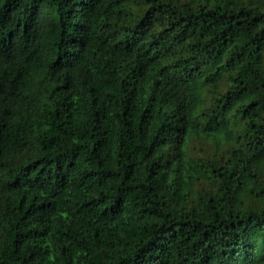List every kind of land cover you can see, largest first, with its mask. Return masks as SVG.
<instances>
[{"label": "trees", "instance_id": "1", "mask_svg": "<svg viewBox=\"0 0 264 264\" xmlns=\"http://www.w3.org/2000/svg\"><path fill=\"white\" fill-rule=\"evenodd\" d=\"M0 264H264V0H0Z\"/></svg>", "mask_w": 264, "mask_h": 264}]
</instances>
